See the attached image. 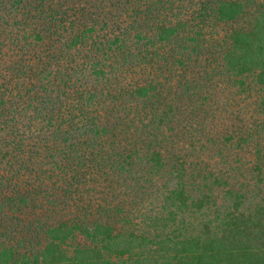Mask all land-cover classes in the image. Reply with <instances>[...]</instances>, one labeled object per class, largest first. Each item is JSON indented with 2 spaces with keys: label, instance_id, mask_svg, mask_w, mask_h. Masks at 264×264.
Returning a JSON list of instances; mask_svg holds the SVG:
<instances>
[{
  "label": "trees",
  "instance_id": "obj_1",
  "mask_svg": "<svg viewBox=\"0 0 264 264\" xmlns=\"http://www.w3.org/2000/svg\"><path fill=\"white\" fill-rule=\"evenodd\" d=\"M181 1L0 0V264H264V1L204 0L193 25ZM215 75L255 122L201 129Z\"/></svg>",
  "mask_w": 264,
  "mask_h": 264
},
{
  "label": "rangeland",
  "instance_id": "obj_2",
  "mask_svg": "<svg viewBox=\"0 0 264 264\" xmlns=\"http://www.w3.org/2000/svg\"><path fill=\"white\" fill-rule=\"evenodd\" d=\"M182 1H185L182 2ZM180 3H177L179 5H181L182 7H186L189 6L190 8H184L183 9V14L185 15V18H187V20L185 22H187V24L189 25H193L195 24L196 21H193L192 19L194 17H196L197 15V11H201L203 8V1L204 0H194L191 4V2L189 3V0H182ZM254 1V0H252ZM257 3V5L263 3L264 0H255ZM136 1H131L129 2L130 6H136ZM175 4V6L177 5ZM184 4V6L182 5ZM256 4L253 5V7L251 8V13L254 12V10L256 9ZM204 7V6H203ZM161 14V15H158ZM173 13H170L169 11L167 12H158L157 16L154 17L152 16L151 20L148 22H157L156 20H154L155 18H159V19H164L165 22H167L166 20L171 19L173 20V22H175L174 17H172ZM250 14V13H249ZM251 14L248 15L247 17H245L244 19L241 20V22H249L251 19ZM140 22L143 21V19H139ZM148 20V19H147ZM144 21V22H147ZM192 20V21H191ZM172 22V21H169ZM209 22V21H207ZM213 23V26H215L216 24H220L221 27L220 28H211L209 26L203 25V26H199L202 30H198L199 32V40H200V44L204 43V54L202 53V57H198L200 60H204L202 62V64L204 65H197V67L202 66L203 70L200 69V71L195 72V74H199L198 77H201V71H205L206 66L211 67L209 68L210 71L214 72L212 70V67H220L221 66V60L220 62H218L217 59L215 61V59L218 57V55L214 54L213 52H216V47H218L219 43L222 42V40L224 39V37H226V34H228V28L224 29V23H217V22H211ZM197 26V25H195ZM217 26V25H216ZM197 28V27H195ZM189 30H192L191 28H189ZM196 31V30H195ZM189 33V31L186 32V34ZM185 34V35H186ZM164 48L161 49V52H163V54H165V56H170L173 53V49L177 46L175 45L173 42L170 43H162ZM214 58V59H213ZM213 59V61H212ZM212 61L213 66L209 65V62ZM200 62V61H199ZM205 62V63H204ZM196 63V62H194ZM200 67V68H202ZM179 73V72H178ZM215 74V73H214ZM216 76V75H215ZM213 76L212 79L210 80H206L204 78V82H206V84L208 85V87H206L205 91L206 94L204 95L205 98H203V104H206L204 106V109L196 116V118H198V116L200 118H198L199 120L203 119V117L208 114V117L206 118L205 121V126H201V129H204V127H206L205 131L206 133L210 134L212 129H216L218 128L219 130H231L233 128V125L237 123L242 122V119L247 117V121L250 123H253V121L256 118V113H255V109L257 108V106L255 105V103L258 101L256 99L257 94L253 95V93H251L250 96H248V94L244 93H238L237 92V88L234 86V84L231 82V80L228 79V77L224 78L220 75H217L216 77ZM180 76L178 74H173V78L171 80V82L173 85H177V83L179 82ZM204 93V92H203ZM201 92H199V97H201ZM195 103H192V105ZM220 104V106L222 107V110H218V111H213L214 108L216 107V105L218 106ZM215 106V107H213ZM228 108L231 112V114H235L234 119L232 120L231 117L232 115H229L228 113ZM186 109V107H185ZM224 109V111H223ZM240 110L241 111V116H239L240 114ZM223 111V112H222ZM215 113V114H213ZM254 115V120L250 119L249 116ZM240 117V118H239ZM194 119V118H193ZM258 119V118H256ZM186 123L185 126L189 125L190 123H192L190 120L189 121H184ZM255 122V121H254ZM183 123V122H182ZM200 127V124H197ZM220 132V131H219ZM174 141H177V139H174ZM190 142V138L188 136V139H186V141H181L180 143L182 145H185L184 143H187L189 145ZM222 144V143H221ZM221 146V145H220ZM220 146H214L212 145L211 147V151L209 150L207 152V155L211 157H213V160L215 158H220L223 155L218 154V148ZM194 148L192 146H188L187 151L188 152H193ZM237 152H239V154H237ZM252 152V148L249 147L248 145L245 146V148L241 149H237L233 152H229V150L227 151V153H232L233 156L232 158H234L233 161V166L235 167H239L241 166L242 163L244 162H248L250 160V158L253 156ZM230 155V154H229ZM213 161H211L212 163ZM233 167H231V169L227 168L225 170H232ZM232 174H235V172L233 171ZM230 178V177H229ZM228 178V179H229ZM218 194V193H217ZM157 201H155V199L153 200V203L151 206L154 207V209L158 206ZM150 206V205H148ZM159 207V206H158Z\"/></svg>",
  "mask_w": 264,
  "mask_h": 264
}]
</instances>
